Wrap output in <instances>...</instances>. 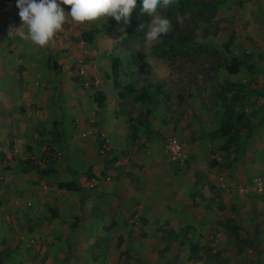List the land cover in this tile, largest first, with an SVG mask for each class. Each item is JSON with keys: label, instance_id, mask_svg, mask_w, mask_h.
I'll list each match as a JSON object with an SVG mask.
<instances>
[{"label": "rangeland", "instance_id": "obj_1", "mask_svg": "<svg viewBox=\"0 0 264 264\" xmlns=\"http://www.w3.org/2000/svg\"><path fill=\"white\" fill-rule=\"evenodd\" d=\"M203 1L208 0H191L184 5L178 0L166 13L172 21L173 28H177L182 34L188 27L194 28L189 36L187 51L170 49L162 37L155 43L146 42L144 35L142 39H137L128 47H124L120 43L121 37L125 35L122 25L112 32L98 33V38L96 37L92 44L81 43L80 31L97 24L67 23L63 25L64 32L72 28L70 39L75 47L71 41L68 46L57 43L63 33L56 34L54 44L33 53V58H37L43 66L39 75L29 83L23 81L22 71L19 72L21 76L19 80H16L14 71L7 72L6 69L12 62L3 65L5 69L2 79L0 77V186H4L3 182L9 184V179L17 180V174L21 173L22 168L26 169L27 165L62 164L67 148L69 153L70 147L79 146L68 126L76 130L79 129L80 123L95 127L101 111L109 114L112 110L116 117L126 115L125 123L130 124L131 137L137 136L142 127L137 126L136 122L138 119L143 120L139 113L149 105L153 107L155 123L161 127H170L173 123L174 133H178L187 155L183 162L178 163L179 166L171 164L170 171L181 181L185 180L184 184L188 183L192 188L190 190L192 204L200 213V217L202 216L201 224L204 228L199 229L196 225L198 222L192 225L196 231L195 236L202 237L201 245L203 248L206 247L205 255L201 253L198 255L205 264L212 258L218 261L219 259H214L216 256L212 248H216L217 251L226 240H229L237 250L233 254L232 250H229L225 256L226 264H264V82H260L264 79V69L263 64L257 62L263 58L264 48L254 42L250 35L243 33L248 27L244 26L242 21L239 28L234 27L232 22L236 16L248 17L247 14L252 13L247 6L252 0H223L215 7L205 8L200 12L204 8ZM178 16L185 17L182 23L177 22ZM229 37L232 41L226 49L223 43L227 42ZM136 49L145 52V59L149 63L147 73L139 72L137 64L132 61V54ZM96 51L97 54H94ZM249 54L252 59L256 58L249 61L251 71L241 67L235 75L228 72L226 66L231 63L232 58L246 57ZM115 55L121 60L119 76L121 83H130L136 89L134 93H127L123 99L118 97L116 91L114 93L116 89L107 71L109 59ZM103 58L102 61L105 63L97 65L95 59ZM54 62L57 68L54 67ZM143 86H148L151 90L150 102H139L134 99V94ZM15 87L17 94L26 92L27 95H4L2 90H15ZM102 87L109 95L106 103L110 109L99 108L92 101V95L97 90L102 91ZM27 88L28 91H23ZM79 91H84L85 96L80 94L78 97L76 93ZM79 100H85V109L90 113L82 115L80 121L78 118L82 110L79 114L75 113L77 110L75 106L78 105L76 101ZM238 114H242L241 123L236 120ZM228 117L236 122V125H243L239 141L248 149V154L244 158L238 149H234L233 144L228 149L220 147L225 138L212 141L192 140L195 133L197 135L202 131L197 130V126L207 125L212 128ZM133 120L136 122H132ZM143 121L148 123L146 117ZM193 123H196L195 128L191 127ZM178 130H182L183 133L177 132ZM60 131L64 132L61 138L57 134ZM155 134L159 140L165 139V135L159 131ZM66 136L70 138L66 140ZM95 145L97 157L106 156L99 150L98 138ZM143 147L144 144L138 143L139 149L142 150ZM84 149L87 151V146ZM163 150L162 145L161 151L165 153ZM84 163L88 164V161ZM63 166L67 168L66 165ZM79 171L86 176L87 186L94 188L96 185L91 184L95 175L90 167ZM98 172L97 178L106 176L104 171ZM109 176L112 179V175ZM49 179L57 186L58 176H51ZM240 185L242 190L233 188ZM5 190L10 191L7 188ZM41 206L42 210L47 208L45 203ZM133 217L130 218L129 224L133 231H136L141 228L142 219L140 216L136 217L137 219ZM42 218H46L45 215ZM42 218L35 217L36 223H43ZM40 219L42 221H38ZM33 223L35 222L25 223L21 227L23 230L21 232L18 229L19 233L16 235L19 236V240L15 246L17 251L6 259L5 264H66L68 260L69 263L83 264L81 258L79 262H75L76 260L70 256L71 243L67 238L56 240L46 237L38 247L34 236L43 235L39 231L30 230ZM0 225L13 231L11 215L6 217V214H3ZM192 226L187 227L188 231L187 228L182 230L181 227L180 234L186 231L185 236H194L191 232ZM40 230L43 233V224ZM217 234L218 240L215 238ZM2 235L0 229V236ZM23 236L25 238L30 236L33 241L25 245ZM142 236H145L142 229L134 236H128L130 239L128 248L120 251L116 264H123L122 261H125V264L129 261L134 264L152 263L151 252L142 257L137 251L142 249L139 247ZM193 242L195 241L189 240L188 246L191 247ZM211 243L217 246L213 247ZM196 244L199 242L196 241ZM229 247L225 245L224 248ZM6 250L7 253L10 252L9 247H6ZM55 251L62 252L64 257L56 256ZM136 251L139 256L132 254ZM187 255H183V258L187 259ZM93 256L97 264H112L108 261L111 260L110 256L108 258Z\"/></svg>", "mask_w": 264, "mask_h": 264}, {"label": "crops", "instance_id": "obj_2", "mask_svg": "<svg viewBox=\"0 0 264 264\" xmlns=\"http://www.w3.org/2000/svg\"><path fill=\"white\" fill-rule=\"evenodd\" d=\"M247 6L249 10H252V13H248V17L240 18L236 16L234 21H232L234 27L239 28L241 26L240 21H242L243 25L248 27V29H245L246 32L243 33L250 35L254 42L261 44L264 48V0H252ZM64 9L68 12L65 7ZM69 23L73 25L78 22H71L70 18ZM20 24L17 0H0V77L2 79L5 69L3 65L12 62L11 66L6 69L7 72L11 73L14 71L16 80H19L22 76L23 81L25 80V83H29L42 71L41 67L43 64L38 62L37 58H33L32 55L34 52L42 50L43 47L32 45L17 36L15 29ZM223 25L224 23H222V28L224 27ZM94 26L97 25L92 27ZM86 29L83 28L80 32ZM10 30H13L11 36L9 35ZM72 32V28H68L58 38L57 43L60 42V44L68 46L72 42L70 39ZM96 37L98 38V35ZM81 43L86 42L81 38ZM72 45L75 47L74 43ZM233 45L237 46V44ZM91 53L93 55V52ZM94 54H97V51ZM262 57L257 62L262 63L264 69V54ZM255 59L254 57L252 60L254 61ZM102 60L104 58L95 59L96 64L105 63ZM246 69L251 71L250 68ZM21 71L22 75L20 76ZM107 71L111 76L110 63ZM260 82H264V79ZM101 89L106 96L103 107L108 109L109 106L106 102H108L109 95L104 87ZM2 91L7 96L27 95L26 92L17 94L16 87L15 90L4 89ZM23 91H28V88ZM115 91L117 94V90H114V93ZM83 93L84 91H79L76 95L78 97H80V94L85 96ZM227 95L230 96V93L227 92ZM93 96L94 94L92 95V101L95 103ZM76 102L78 105L75 106L77 109L75 113L79 114L80 110H82L78 118V121H80L82 115L90 113L85 109V100ZM152 108L147 105L139 113L143 120L145 117L148 119L147 124L139 119L137 122L132 121L138 123L136 124L137 126L142 127L141 131L138 132L139 134L133 137H131L132 133L129 131L130 124L125 123L127 116L123 114L116 117L113 115L112 110L109 114L101 111L98 114V122L95 127H88L87 123L85 125L80 123L77 130L68 126L79 146L70 147L69 153L67 148L63 163L54 164L58 170L56 173L40 176L36 169H27L25 166L27 170L22 168L21 173L17 174V180L9 179V184L3 182L5 183L4 186H0V198L2 200L0 222L3 214H6V217L11 215L13 231H9V228L0 225L1 233L3 234L0 236V264H5L7 262L6 259L15 254L17 251L15 246L19 240V236L16 234L19 231H23L21 227L25 223L30 224L31 221L35 223L30 225V230L39 231L43 235L34 236L38 247L46 237L56 240L67 238L71 243L70 256L76 260L75 262H79L81 258L83 264H97L93 255L106 258L110 256L111 260L108 261L116 264L120 251L128 248L130 243L128 236H134L140 229L145 232V236L140 238L139 247L142 249H137V251L142 257L151 252L153 259L150 264H205V261L198 254L205 255L204 248L206 247L203 248L201 245L203 239L200 236H195L196 231L192 226L198 222L199 224H196L198 228H204L201 224L203 221L201 219L202 216L200 217V213L194 209L192 204L193 200L190 193L192 188L188 183L184 184L185 180L181 181L174 172L170 171L171 164L173 166L179 165L171 162L168 156L161 151L164 140H159L155 134L156 131H159L165 137L175 134L174 125L172 123L170 127H161L155 123L153 121ZM219 125L209 128L207 125L196 127V123H193L191 127H196L197 130L202 129V131L197 135L195 133V136H192V140L208 139L212 141L218 138L223 139L224 137L214 139L203 137L207 134H212L219 128ZM136 129L138 128L136 127ZM180 131L182 132V130ZM180 131L178 130L177 132L180 133ZM61 132L60 138L64 134L63 131ZM177 134L175 136L180 139ZM102 137L108 142V150L105 153L106 156L99 155L97 157L94 145L97 138L100 142ZM65 138L68 140L70 136ZM133 138H135L134 141L132 140ZM138 143L144 144L142 150L138 148ZM86 146L88 148L87 151L84 149ZM246 148L247 146H244L243 158L248 154V149ZM19 156L21 157V154ZM97 158H100V160L98 161ZM87 161L88 164L84 163ZM63 165H66L65 167L67 168H64ZM86 167H90L95 175V178L93 177L94 179H92L96 180V183L91 184L96 185L94 188L87 186L88 184L85 182L86 176L79 171L86 170ZM70 170H76L80 173L76 177ZM100 170L104 171L106 176L112 175V179L111 176H109V180L97 178ZM51 176H58V182L72 180L76 177L81 186V191L61 189L53 183V180L49 179ZM6 188L10 191H6ZM43 203L47 204L45 210H42L43 206L41 205ZM43 215L46 218L43 219ZM132 216L135 218L140 216L142 219L141 228L136 231H133L129 224ZM35 217L42 218L43 223H36ZM198 218L199 220H197ZM7 221L11 222L10 220ZM42 224L43 233L40 230ZM32 226H35V228L33 229ZM186 226H192L191 232L194 234V236H187L188 240L185 239V236H169L170 239L168 240L165 237V230L169 229L178 232L181 227L184 228ZM22 238L25 245H29L33 241L30 236L28 238L23 236ZM189 240L195 241L191 247L187 244ZM196 241L199 244H196ZM210 245H213V247L217 246L215 243ZM225 245L228 247L231 245V247L226 249L224 248ZM6 247L10 248L9 253H7ZM192 247L194 248L193 250L191 249ZM230 249L232 254L237 250L229 243V240H226L217 251L216 248H212V251L215 252L214 256H216L214 259L219 260L208 259L207 264H226L225 256ZM137 251L132 254L139 256L140 254ZM159 252L163 253L159 254ZM54 253L56 256L64 257L62 252L55 251ZM3 255L4 257H2ZM183 255H187V259H184ZM69 262L68 260L66 264H74V262ZM122 262L125 264V261ZM127 264L134 263L129 261Z\"/></svg>", "mask_w": 264, "mask_h": 264}, {"label": "clouds", "instance_id": "obj_3", "mask_svg": "<svg viewBox=\"0 0 264 264\" xmlns=\"http://www.w3.org/2000/svg\"><path fill=\"white\" fill-rule=\"evenodd\" d=\"M178 0H142L141 14L150 17L147 24L141 23L139 32H144L145 41L155 43L173 31L172 21L166 13ZM62 5L71 6L66 12ZM137 0H17L21 24L15 34L39 47L55 43V35L64 31L63 25L70 22L103 24L109 17L117 22H130ZM185 17L178 16L182 23ZM10 30L9 35H12Z\"/></svg>", "mask_w": 264, "mask_h": 264}, {"label": "trees", "instance_id": "obj_4", "mask_svg": "<svg viewBox=\"0 0 264 264\" xmlns=\"http://www.w3.org/2000/svg\"><path fill=\"white\" fill-rule=\"evenodd\" d=\"M191 0H179V2L184 5L185 2H190ZM223 0H208L203 1L202 5L204 8L200 10V12L203 11L205 8L215 7L216 4ZM142 6V0H137V6L134 9V11L131 14L130 22L125 23L123 20L120 22H117L114 18L109 17V19L99 26L90 27L84 31L81 32V38L86 43H93L97 34L106 31L111 32L118 26L123 25L125 30V35H123L120 39V43L124 45V47H128L132 42H134L137 39H142L144 32H139L138 27L141 23L147 24L149 21V16L146 14H141L140 8ZM64 7L70 11L71 6L64 5ZM212 12V11H211ZM213 13V12H212ZM175 24V22H174ZM194 28H189L187 31L183 30V33L181 31H178L177 28H173V31L169 33L166 36H162L164 42L167 43V45L171 48L179 49V51H187V43L189 41V36L193 32ZM232 38L228 39L227 42L223 43V47L228 49L229 44L231 43ZM196 52V51H194ZM251 59V55L232 58L231 63L228 64L227 70L230 74L237 73L241 67L251 68V65L249 64V61ZM132 61L133 63L137 64V69L141 73H147L149 70V63L145 59V52L141 49H136L132 54ZM110 64H111V77H112V85L117 90V95L119 98H125L127 93H134L135 87L130 84H122L119 76H120V64L121 60L118 56H111L110 57ZM54 67L57 68L58 66L54 62ZM230 87L232 86V83L229 84ZM229 90V88H227ZM94 102L96 103L97 107H103L104 102L106 99L105 94L101 90H97L94 93L93 96ZM134 99L141 102H150L151 101V90L148 86H143L140 91L136 92L134 94ZM154 106V105H153ZM156 106V105H155ZM242 118V114L237 115V122L241 123L240 120ZM235 120V121H236ZM237 123L232 121L229 117L225 118L221 121V124L219 125V128L214 131L212 134H207L203 137H209L210 139H214L217 137H224L223 142L221 144V148L228 149L230 145H234V149H238L240 151L241 156L244 155V146L242 145V142L240 140V132L243 125H236ZM58 125V124H56ZM61 131L57 132L58 135H61ZM27 169H36L37 173L40 176H47L49 174H54L58 170L54 164L46 165V166H26ZM71 173L74 176L79 175V171L76 170H70ZM74 178L72 180L68 181H61L58 182L57 186L61 189L65 190H73V191H81V186L79 184L78 178ZM2 204V200L0 198V207ZM77 219V218H76ZM188 226L184 227L182 230H186ZM166 234L165 237H167V240L170 239L169 236H185L186 231H183L182 235L180 234L181 231L175 232L173 230H165ZM235 237H237V233H235ZM185 239L188 240L187 236H185ZM191 246H193V243H191ZM194 249L193 247L191 248Z\"/></svg>", "mask_w": 264, "mask_h": 264}, {"label": "built area", "instance_id": "obj_5", "mask_svg": "<svg viewBox=\"0 0 264 264\" xmlns=\"http://www.w3.org/2000/svg\"><path fill=\"white\" fill-rule=\"evenodd\" d=\"M64 33L60 32V34ZM164 152L165 154L168 156V158L175 162V163H180L183 162L184 159L186 158L185 152H184V148H183V144L181 143L180 139L175 136V135H170L165 137L164 139ZM99 150L101 152V154L106 153L108 150V142L107 140L102 137L101 141L99 142ZM103 180H109L110 177L109 176H105L104 178H102ZM93 183H96V180H93ZM236 190H242V186H235L233 187ZM218 235V234H217ZM216 240H218V236L215 237Z\"/></svg>", "mask_w": 264, "mask_h": 264}]
</instances>
